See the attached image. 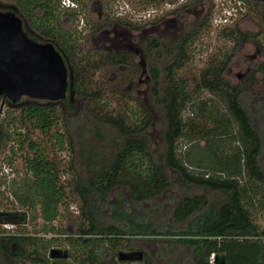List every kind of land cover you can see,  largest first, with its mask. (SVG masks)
<instances>
[{
    "label": "trees",
    "instance_id": "1",
    "mask_svg": "<svg viewBox=\"0 0 264 264\" xmlns=\"http://www.w3.org/2000/svg\"><path fill=\"white\" fill-rule=\"evenodd\" d=\"M12 1L33 29L64 56L72 70L66 111L56 102L27 98L26 102L18 104L20 99L13 103L0 96L7 104L3 118L13 124L16 150L24 152V167L31 177L35 198L29 205L32 208L38 205L43 231L63 236L67 249L59 250L92 264L97 258L90 247H94L103 263L119 260L120 251H140L142 264H264V228H259L253 217L249 189L239 181V174L244 172L256 185L264 186V102L258 97L254 101L252 96L254 111L245 104V97L252 92L249 81L258 72H264V62L251 68L243 84H233L225 77L237 49L256 33L241 31L237 24L224 28L222 32L234 38L232 49L219 60L210 59L194 81L184 80L177 71L188 60L195 36L208 26L209 9L199 22L175 40L162 68L149 64L152 93L155 100L163 104L166 118L162 133L165 150L158 156L145 133L151 113L138 98L133 97L139 103L141 116H136L135 108L129 111L136 117L133 124L124 115L101 116L89 107V102L98 95L86 92L84 84L79 82L81 73L72 63L79 49L72 32L60 24V0ZM241 1L250 9H264V0ZM63 13L75 17L72 8ZM121 23L137 28L128 21ZM28 35L38 39L36 35ZM146 46L148 51H153L164 43L159 37L149 36ZM103 56L109 66H125L131 60L124 50H106ZM197 89L221 93L237 126L232 135L230 120L216 118L211 128L212 137L203 145L210 152L209 159L199 164L189 160L187 150L177 152L179 139L190 134L195 126L183 118L182 111L190 93ZM256 96H263V91ZM72 97L77 100L76 105L71 104ZM75 114L85 118L95 132L99 122L113 129L115 134L109 147L112 153L106 155L98 149L90 151L78 142ZM58 125L62 130L53 132L51 137L59 150L71 151L69 168H74L75 145L80 144L77 153L83 161V170L74 171L70 186L79 197V214L77 219L69 221L68 227L53 224L60 216V207H68L67 186L58 177L55 161L32 138L34 131L47 134ZM223 135H230L239 143L231 155L217 150L221 141L218 138ZM11 139V133L0 125V145ZM195 139L192 140L197 143ZM4 159L5 164L11 166L13 158L6 155ZM175 181L180 186H176ZM183 185L199 190L184 194L177 190ZM0 194L3 196L2 192ZM19 201L26 202L21 198ZM3 219L13 225L24 221L18 220L15 211L0 212V255L6 264H49V242L27 240L23 228L9 233L1 227Z\"/></svg>",
    "mask_w": 264,
    "mask_h": 264
},
{
    "label": "rangeland",
    "instance_id": "2",
    "mask_svg": "<svg viewBox=\"0 0 264 264\" xmlns=\"http://www.w3.org/2000/svg\"><path fill=\"white\" fill-rule=\"evenodd\" d=\"M61 1L60 24L72 32V38L75 39L77 49H79L72 59V63L81 73L79 82L84 84L86 92L93 94L97 92L98 95L89 102V107L93 109L94 113L101 116L104 114L124 115L128 122L133 124L136 122V117L130 115L129 111L135 108L138 111L136 116H141L140 110H138L139 103L133 97L138 98L151 113L152 119L145 133L158 156H162L165 150L162 133L166 128V118L163 104L157 102L153 96L148 66L150 63H154L162 68L169 58L168 50L175 46V40L199 22L207 10L210 9L209 24L195 36L189 49L188 60L177 71L179 77L188 82L194 81L199 70L210 59L219 60L227 54L235 41L233 37L226 36L222 30L235 24L239 30L254 32L256 35L243 41L237 49L225 72L226 79L233 84H243L251 68L264 62V9H250L248 4L241 10L244 13L235 20L223 23V20L219 18L223 8L221 5H229L230 0H210V3L207 0H160L158 2H147V0H69L73 2L69 8ZM71 8L75 10L74 19L63 13L66 9L71 10ZM7 10H14V13L22 19L23 29L28 34L36 35L38 42H46L44 36L33 29L30 21L19 12L12 0H0V11ZM121 21H128L137 28L132 29L122 24ZM149 36L159 37L164 46L148 51L146 41ZM106 50H124L129 53L131 60L125 66H109L103 56V52ZM249 85L252 92L245 97V104L249 110L254 111L255 99L259 98L261 102H264V72H258L254 79L249 81ZM260 91H263V96H256L260 94ZM252 96L254 101L251 100ZM66 97L67 94L63 99L55 101L63 111H66L68 107ZM27 98L26 96L20 98L18 104L30 99ZM70 102L72 105L77 104L74 97ZM6 108V101L0 98V125L12 135L11 140L0 145V193H3V196L0 194V212L15 211L18 213V220L24 222L13 225L3 219L1 227L7 229L9 233L18 232L23 228V235L27 240L49 242L51 244L47 248L49 264H92L74 259L71 254H68V251H66V257H49L48 252L51 248L62 251L67 249L66 242H63V236L60 234L43 231L41 228L44 222L38 215V205L35 208L29 205V201L35 198L30 185L31 177L24 167V152L16 150L17 140L13 135V124L3 118ZM74 116L77 117L75 131L81 145L83 144L90 151L98 149L106 155L112 153L109 151V147L115 133L111 127L99 122L95 126L97 129L95 132L85 118L77 116V114ZM182 116L195 126L190 130V134L179 139L177 152L181 153L187 150L189 160L195 164L206 163L209 159L210 152L207 150V146L203 145L207 138L212 137L211 128L215 124L216 118L227 117L230 120L229 130L232 135L237 131V126L227 110L225 99L218 92L207 89L193 90L182 111ZM87 118L91 119L88 115ZM60 130H62L61 125L54 127L47 134L34 131L32 138L40 143L44 147L46 155L55 161L58 177L67 186L68 207L67 209H64L63 206L60 207V216L53 224L57 227H68L69 221L77 219L79 214V197L70 189V186L74 171L83 170L81 166L83 161L77 153L80 144L77 147L75 145L74 168H69L68 161L71 151L69 149L59 150L51 137L53 132ZM193 138H196L197 143L193 142ZM218 139H221L220 146L217 147L219 153L231 155L239 147V143L230 135L219 136ZM6 155L13 158L8 175L2 173ZM88 160L87 158L84 162L87 164ZM94 161L98 162V159ZM202 167L210 169L207 168L208 166ZM239 181L249 189L248 194L252 197L253 202L251 207L253 217L259 228H264V186L257 184L259 185L257 187L255 181L249 179L244 172L239 174ZM174 184L180 186L177 181ZM181 187L177 190L184 194L199 190L186 185ZM18 197L26 202L21 204ZM57 240L58 242H56ZM93 248L90 247L93 250L92 255L97 258L95 264H142L137 259L103 263L100 255ZM0 264H6L1 255ZM25 264L30 263L26 262Z\"/></svg>",
    "mask_w": 264,
    "mask_h": 264
},
{
    "label": "water",
    "instance_id": "3",
    "mask_svg": "<svg viewBox=\"0 0 264 264\" xmlns=\"http://www.w3.org/2000/svg\"><path fill=\"white\" fill-rule=\"evenodd\" d=\"M72 70L51 42H38L23 29L13 11H0V96L16 102L30 99L55 102L63 99L71 85ZM67 253L51 248L49 257ZM142 253H118L119 260H140Z\"/></svg>",
    "mask_w": 264,
    "mask_h": 264
},
{
    "label": "built area",
    "instance_id": "4",
    "mask_svg": "<svg viewBox=\"0 0 264 264\" xmlns=\"http://www.w3.org/2000/svg\"><path fill=\"white\" fill-rule=\"evenodd\" d=\"M61 2H63L62 4H64L65 6H70L71 4H73L72 1L69 0H62ZM221 6H223L222 8V14L220 20H223V23L228 22V20L233 21L235 20L240 14L244 13L241 10L244 8V3L241 0H230L229 1V5H224L222 4ZM10 171V167L9 165H3L2 166V173L5 175H8ZM212 257L213 254L211 255V261H212Z\"/></svg>",
    "mask_w": 264,
    "mask_h": 264
},
{
    "label": "flooded vegetation",
    "instance_id": "5",
    "mask_svg": "<svg viewBox=\"0 0 264 264\" xmlns=\"http://www.w3.org/2000/svg\"><path fill=\"white\" fill-rule=\"evenodd\" d=\"M22 24H24V22L22 21ZM28 34V32H26Z\"/></svg>",
    "mask_w": 264,
    "mask_h": 264
}]
</instances>
